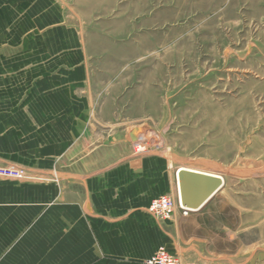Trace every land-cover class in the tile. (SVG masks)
<instances>
[{"label": "rangeland", "instance_id": "rangeland-1", "mask_svg": "<svg viewBox=\"0 0 264 264\" xmlns=\"http://www.w3.org/2000/svg\"><path fill=\"white\" fill-rule=\"evenodd\" d=\"M50 1L75 65L89 67L85 92L108 120L106 157L117 147L159 158L173 197L178 165L225 179L198 211L149 212L155 249L264 264V0ZM33 171L0 164L15 181Z\"/></svg>", "mask_w": 264, "mask_h": 264}, {"label": "crops", "instance_id": "crops-1", "mask_svg": "<svg viewBox=\"0 0 264 264\" xmlns=\"http://www.w3.org/2000/svg\"><path fill=\"white\" fill-rule=\"evenodd\" d=\"M58 21L50 0H0V164L34 170L0 175V264H145L170 178L159 158L106 157L108 120Z\"/></svg>", "mask_w": 264, "mask_h": 264}, {"label": "built area", "instance_id": "built-area-1", "mask_svg": "<svg viewBox=\"0 0 264 264\" xmlns=\"http://www.w3.org/2000/svg\"><path fill=\"white\" fill-rule=\"evenodd\" d=\"M178 204V205H177ZM179 206L184 214H188L190 210L182 205L180 198L173 197L171 194H162L154 198L149 207L148 211L158 217L159 219L168 220L170 219L175 210ZM145 264H215L209 263L202 260H191L185 261L180 255L174 254L167 250L165 247H159L154 253L145 261Z\"/></svg>", "mask_w": 264, "mask_h": 264}, {"label": "water", "instance_id": "water-1", "mask_svg": "<svg viewBox=\"0 0 264 264\" xmlns=\"http://www.w3.org/2000/svg\"><path fill=\"white\" fill-rule=\"evenodd\" d=\"M180 178L182 205L188 209H201L220 188L218 180L207 176L183 171Z\"/></svg>", "mask_w": 264, "mask_h": 264}, {"label": "bare ground", "instance_id": "bare-ground-1", "mask_svg": "<svg viewBox=\"0 0 264 264\" xmlns=\"http://www.w3.org/2000/svg\"><path fill=\"white\" fill-rule=\"evenodd\" d=\"M152 145H153V143H152ZM151 148H152V146H151ZM183 171L190 172V173H195V174H199V175H203V176H207V177H210L212 179H216V180L219 181L220 188L225 183L224 177L222 176V174H220L218 172H215V171H212V170L203 169V168H199V167H195V166L185 165V164L178 165L176 167V169H175V189H176V192H177V196H178V198H180L181 202H182V197H181L182 195H181V188H180V179H181L180 178V174ZM219 189L215 193H217L219 191ZM189 210H190V212H195V211H198L199 209L190 208ZM205 262H208V261H205ZM215 264H224V263H215ZM225 264H230V263H225Z\"/></svg>", "mask_w": 264, "mask_h": 264}]
</instances>
